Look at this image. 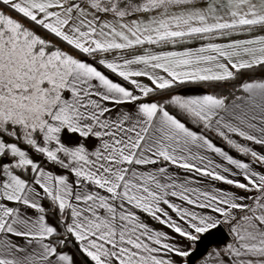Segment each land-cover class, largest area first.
<instances>
[{
	"label": "snow or ice",
	"instance_id": "obj_1",
	"mask_svg": "<svg viewBox=\"0 0 264 264\" xmlns=\"http://www.w3.org/2000/svg\"><path fill=\"white\" fill-rule=\"evenodd\" d=\"M0 264H264V0H0Z\"/></svg>",
	"mask_w": 264,
	"mask_h": 264
}]
</instances>
